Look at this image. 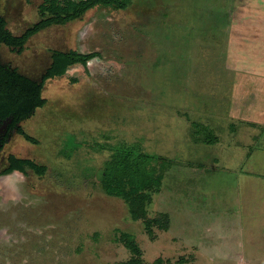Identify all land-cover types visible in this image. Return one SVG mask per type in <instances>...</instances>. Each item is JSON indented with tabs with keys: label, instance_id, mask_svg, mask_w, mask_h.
I'll use <instances>...</instances> for the list:
<instances>
[{
	"label": "rangeland",
	"instance_id": "1",
	"mask_svg": "<svg viewBox=\"0 0 264 264\" xmlns=\"http://www.w3.org/2000/svg\"><path fill=\"white\" fill-rule=\"evenodd\" d=\"M2 1L20 34L42 0ZM232 2L94 7L32 35L19 54L3 51L31 76L53 49L100 56L45 81V104L23 122L36 143L8 145L46 170L0 175V264H264V150L249 158L264 141L238 136L218 87ZM118 142L150 154L157 176L137 218L99 180Z\"/></svg>",
	"mask_w": 264,
	"mask_h": 264
},
{
	"label": "trees",
	"instance_id": "2",
	"mask_svg": "<svg viewBox=\"0 0 264 264\" xmlns=\"http://www.w3.org/2000/svg\"><path fill=\"white\" fill-rule=\"evenodd\" d=\"M131 2L132 0H42L37 5V20L20 35L14 36L5 31L2 40L16 47L17 52H21L28 38L42 29L81 19L94 7L126 9ZM50 52L49 65L41 75L40 81L37 82L15 72L8 74V81L1 85L2 92L11 95L18 106L28 105L26 114L45 103V98L41 96V89L46 79L65 74L67 69L75 64L86 67L90 59L100 56L97 51L81 52L75 49H53ZM25 138L36 143V139L29 134H25ZM151 157L150 154L139 150L135 144L118 142L111 146V153L99 178L106 193L123 197L129 202L130 212L134 218L143 212L144 200H150L158 191L159 186L157 187L155 183L157 176L154 165L151 164ZM27 169L41 175L45 172L46 166L30 158L14 157L10 165L0 171V175L14 170L26 174ZM158 181L160 182L161 179ZM154 221H158V218ZM129 247L137 250L133 242L129 243Z\"/></svg>",
	"mask_w": 264,
	"mask_h": 264
},
{
	"label": "crops",
	"instance_id": "3",
	"mask_svg": "<svg viewBox=\"0 0 264 264\" xmlns=\"http://www.w3.org/2000/svg\"><path fill=\"white\" fill-rule=\"evenodd\" d=\"M230 6L223 59L227 79L218 87L225 83L230 97L227 114L242 125L238 136L243 128L252 138L260 135L264 141V0H233ZM261 149L264 142L252 149L249 158Z\"/></svg>",
	"mask_w": 264,
	"mask_h": 264
},
{
	"label": "flooded vegetation",
	"instance_id": "4",
	"mask_svg": "<svg viewBox=\"0 0 264 264\" xmlns=\"http://www.w3.org/2000/svg\"><path fill=\"white\" fill-rule=\"evenodd\" d=\"M2 4L3 1L0 0V167L2 166L0 171L7 168L10 165V161L12 158L17 157L11 153H8V148H9L8 145L13 141L14 138L23 137L24 139H26L25 134L28 133L24 130L23 122L35 111L34 110L33 112L26 114L28 105L18 106L15 99H13L11 95H8L2 92L1 90V85L3 84V82L5 83L8 81V74L15 72L20 73V71L17 70L16 67H13L8 60L4 59L3 51L8 53L13 52L16 54L17 53L19 54L20 52L16 51L17 49L16 47L7 44L4 40H2L3 39L2 36H5V31L14 36L23 33L22 32L20 34H15L9 29L7 25V19L5 18L4 15ZM45 69L40 71L38 75H34V76L28 75L26 73H20V74L38 82L41 80V75L43 74ZM47 80L48 79H46L45 81ZM37 108L39 107H36L35 109ZM14 171H18V170H14Z\"/></svg>",
	"mask_w": 264,
	"mask_h": 264
}]
</instances>
